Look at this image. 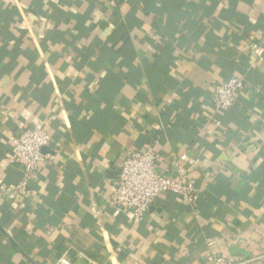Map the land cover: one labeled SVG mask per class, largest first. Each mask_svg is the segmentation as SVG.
Wrapping results in <instances>:
<instances>
[{
	"label": "crops",
	"instance_id": "0c3cea01",
	"mask_svg": "<svg viewBox=\"0 0 264 264\" xmlns=\"http://www.w3.org/2000/svg\"><path fill=\"white\" fill-rule=\"evenodd\" d=\"M231 77L245 87L216 113ZM39 122L49 160L15 199L0 190V264H264V0H0V189L22 182L12 139ZM153 143L199 193L134 225L106 201Z\"/></svg>",
	"mask_w": 264,
	"mask_h": 264
},
{
	"label": "built area",
	"instance_id": "2783aa9c",
	"mask_svg": "<svg viewBox=\"0 0 264 264\" xmlns=\"http://www.w3.org/2000/svg\"><path fill=\"white\" fill-rule=\"evenodd\" d=\"M244 87V80L239 77H231L226 81L215 83L212 103L216 113H226L231 110ZM215 123L220 126L219 121L215 120ZM51 140L52 134L45 122H39L23 130L12 139L7 162L10 166L23 169L24 175L18 186H1L0 190L7 192L10 199L16 198L19 189L26 190L31 177L48 163L49 155L44 154L42 149L47 147ZM157 158L154 143L143 152H130L123 163L120 176L113 181V192L106 201L114 217L123 215L134 225H140L145 221L152 204L159 197L167 194L183 199L189 206L195 204L199 193L197 181L182 167L178 168L176 176L162 175L156 168ZM180 162L186 163L190 169H197L201 164L200 159L186 154L180 157ZM78 256L87 259L83 253ZM54 264H74V261L68 255H63ZM211 264H252V261L213 254Z\"/></svg>",
	"mask_w": 264,
	"mask_h": 264
}]
</instances>
